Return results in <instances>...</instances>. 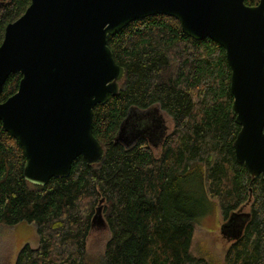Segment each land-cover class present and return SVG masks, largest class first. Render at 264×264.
<instances>
[{
    "label": "trees",
    "instance_id": "obj_1",
    "mask_svg": "<svg viewBox=\"0 0 264 264\" xmlns=\"http://www.w3.org/2000/svg\"><path fill=\"white\" fill-rule=\"evenodd\" d=\"M29 3L0 0V43ZM107 45L124 75L118 93L93 108L92 132L104 149L98 162L78 156L68 176L31 184L23 148L0 124V224H33L38 238L20 248L14 264H264V182L235 159L240 127L224 49L189 37L164 14L129 22ZM20 78L8 76L0 102ZM122 126L127 139L116 141ZM209 201L223 235L238 219L219 262L191 251L195 217ZM98 210L108 237L101 259L90 262Z\"/></svg>",
    "mask_w": 264,
    "mask_h": 264
},
{
    "label": "water",
    "instance_id": "obj_2",
    "mask_svg": "<svg viewBox=\"0 0 264 264\" xmlns=\"http://www.w3.org/2000/svg\"><path fill=\"white\" fill-rule=\"evenodd\" d=\"M156 14L224 49L240 127L235 159L264 182V0H30L0 43V93L11 73L21 75L17 90L0 102V124L23 148L26 181L42 186L68 176L78 156L89 165L102 158L93 108L118 93L124 75L107 37ZM126 139L122 126L116 141ZM93 220L105 226L100 210Z\"/></svg>",
    "mask_w": 264,
    "mask_h": 264
},
{
    "label": "rangeland",
    "instance_id": "obj_3",
    "mask_svg": "<svg viewBox=\"0 0 264 264\" xmlns=\"http://www.w3.org/2000/svg\"><path fill=\"white\" fill-rule=\"evenodd\" d=\"M167 124H171L170 120ZM181 188L183 192H189L188 183L182 184ZM206 204L207 209L195 217L196 227L191 251L194 255L219 262L226 244L230 243V236L225 233L223 235L221 232L217 205L213 201ZM107 237L108 231L105 226L96 223L92 227L88 238V260L90 262H97L101 259ZM37 241V231L33 224L26 222H19L13 226L0 224V264H14L20 248L25 243L34 247Z\"/></svg>",
    "mask_w": 264,
    "mask_h": 264
},
{
    "label": "flooded vegetation",
    "instance_id": "obj_4",
    "mask_svg": "<svg viewBox=\"0 0 264 264\" xmlns=\"http://www.w3.org/2000/svg\"><path fill=\"white\" fill-rule=\"evenodd\" d=\"M240 212L239 213H236V218H238V217H240ZM233 220V218H231L230 220H229V222H228V224H226L225 225V227H226V229H227V231H228V234L230 235V236H232V235H234L235 233H236V231H237V223H238V219L237 220H235V221H232Z\"/></svg>",
    "mask_w": 264,
    "mask_h": 264
}]
</instances>
